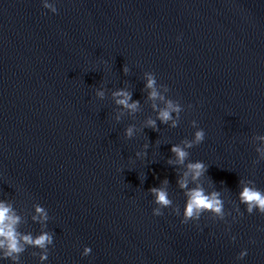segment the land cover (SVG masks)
<instances>
[{
  "label": "water",
  "instance_id": "obj_1",
  "mask_svg": "<svg viewBox=\"0 0 264 264\" xmlns=\"http://www.w3.org/2000/svg\"><path fill=\"white\" fill-rule=\"evenodd\" d=\"M49 2L55 14L0 0V200L21 237L52 238L21 240L15 259L0 249V264H264V214L238 196L242 183L264 191V0ZM149 74L179 105L175 126L158 119ZM199 129L176 163L171 146ZM195 161L206 166L197 180L184 176ZM197 186L219 193L222 219L180 223ZM153 187L171 201L162 216Z\"/></svg>",
  "mask_w": 264,
  "mask_h": 264
},
{
  "label": "clouds",
  "instance_id": "obj_2",
  "mask_svg": "<svg viewBox=\"0 0 264 264\" xmlns=\"http://www.w3.org/2000/svg\"><path fill=\"white\" fill-rule=\"evenodd\" d=\"M40 4L44 9L49 10V12L55 14L57 12V7L50 3L49 0H40ZM180 37H177L179 40ZM127 71V69H125ZM146 88L149 89V98L157 99L164 101V107L160 108L157 113V117L161 122H167L172 120V113L179 112V105L173 103L171 100H165L162 95L156 90L155 80L149 74L146 79ZM102 95V93H101ZM114 96L118 97L116 100L117 104L123 105L125 108L135 111L138 107V101H132L131 94L124 90H118L113 93ZM156 105L153 104V108ZM148 125L155 127L154 120H148ZM173 126H175V121L172 120ZM126 134L131 135L132 129H126ZM204 139V131L202 129L197 130L194 133V141H185L184 147L182 148L179 145L171 146L170 151L173 152L176 156V163L182 164L188 155L185 151V148L191 147L193 143L201 142ZM261 139H264L262 137ZM173 161L169 160V163ZM188 172L184 173V176L187 177L189 172L191 173L192 179L197 180L205 171V164L201 161L190 162L187 164ZM179 186L187 188V181L185 179L179 180ZM150 191L154 196V203L158 207L152 209V214L154 216H162V208L168 207L171 204L168 194L165 190L160 188H151ZM186 200L184 204L183 214L180 216V223L187 224L189 221H197L204 212H211L221 219L224 217V208L223 201L219 197L218 192L206 193L202 187H194L188 190L186 193ZM240 203L245 205V211L249 214H252L254 211L264 214V191L251 186V182L242 183L240 192L238 193ZM36 212L40 214V219H47L45 210L41 207L36 208ZM36 219V217H34ZM19 223V217L16 216L11 208V206L3 200H0V249L3 250V255L6 257H16L14 253H19L23 250V245L21 240L26 244H33L41 248L45 247L46 244L51 243V236L47 233H42L36 238H33L31 235H23L22 237L16 231V225ZM229 239L235 240V236H230ZM91 253V248L85 247L83 249V254L88 255ZM247 255V249H241L237 255V259H243ZM41 259H45L44 256Z\"/></svg>",
  "mask_w": 264,
  "mask_h": 264
}]
</instances>
